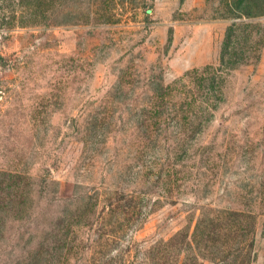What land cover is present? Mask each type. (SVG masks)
<instances>
[{"label": "rangeland", "instance_id": "1", "mask_svg": "<svg viewBox=\"0 0 264 264\" xmlns=\"http://www.w3.org/2000/svg\"><path fill=\"white\" fill-rule=\"evenodd\" d=\"M58 1L30 23L0 0V264H264V0ZM177 78L221 98L173 185L155 165L176 137L153 144L138 109ZM52 228L77 246L34 262Z\"/></svg>", "mask_w": 264, "mask_h": 264}, {"label": "trees", "instance_id": "2", "mask_svg": "<svg viewBox=\"0 0 264 264\" xmlns=\"http://www.w3.org/2000/svg\"><path fill=\"white\" fill-rule=\"evenodd\" d=\"M12 1H14L13 3H15L16 6L23 5L26 7V10H22V14L20 15L24 16L30 23H47L50 20H54L60 10V3L58 0ZM247 3L248 0H238L237 7L239 8ZM215 76V71L214 74H209L208 76L212 84L215 83ZM199 79L204 80V77H199ZM182 82L181 78L173 80V83L168 85L159 84L156 81L154 83V90L145 96L144 103H142L138 109V126L142 128L144 134H147L146 138L148 140H153V144L158 142L157 139L159 136H165L167 133L176 137L175 140L173 139L172 143L167 144V152L163 157L165 161H157L156 163H158V165H155L158 166V171L164 174V181L173 185L176 184V182L180 183L185 176L176 165L179 164L180 160L184 158L185 160L188 159L189 155L187 154V149L190 148V140L194 138L197 130L202 126L201 122L209 119L208 117L211 115V110L215 105L214 103L221 98L220 95L214 91H211L209 88L204 89V87H201L200 84L195 82L194 85H197L196 89L198 91L193 90L192 93L188 94L189 90H181L180 87ZM174 125H179V128L173 127ZM177 132L178 134L176 136L174 133ZM148 146L149 145L146 144L142 145L140 148L141 152H143L142 149ZM154 164L155 163L150 165ZM6 173L8 174L7 177L13 176L17 179H26L29 177L27 174L19 171ZM46 178L45 176L41 177V182L46 181ZM7 204H11L10 199H8ZM208 209L212 210L214 213L209 222H207L210 224L213 222V225L206 229V233H217V208ZM203 211L202 209L199 211L201 217L196 220L191 233H189V238L191 234H195L198 231L199 225L204 223V218H202ZM228 213L238 214L235 210L228 211ZM207 223L203 225V228ZM51 230L53 231L47 232L36 239L35 249L31 255L34 262L39 261L42 263L45 262L46 259L58 262L63 252L64 255L69 252L71 245L77 246L74 237L68 233V230L63 232H59L54 228ZM69 231H71V229ZM169 239H157L155 244L151 246L155 247L157 244V247L162 249V253H166V249L173 245L171 237H169ZM185 245H187V243H185ZM63 248L64 251L61 253ZM173 253H175V251H173ZM193 258H195V256ZM167 264L172 263L169 262Z\"/></svg>", "mask_w": 264, "mask_h": 264}]
</instances>
